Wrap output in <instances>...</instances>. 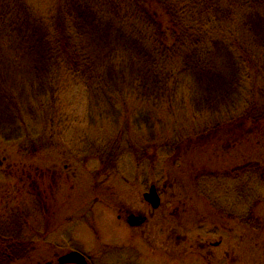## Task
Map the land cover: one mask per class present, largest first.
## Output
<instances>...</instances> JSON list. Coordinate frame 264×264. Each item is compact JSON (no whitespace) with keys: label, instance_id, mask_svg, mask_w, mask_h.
<instances>
[{"label":"rangeland","instance_id":"obj_1","mask_svg":"<svg viewBox=\"0 0 264 264\" xmlns=\"http://www.w3.org/2000/svg\"><path fill=\"white\" fill-rule=\"evenodd\" d=\"M27 4L44 19V14L55 13L59 7L57 0H29ZM263 10L259 7L261 14ZM122 25L128 26L125 21ZM221 29L226 34L231 26ZM262 33L254 37L257 39ZM19 45L8 41L0 52V62L6 55L13 60L21 59L22 66L9 72L8 80H14L11 93L17 97L12 99L11 114L12 118L18 116L19 106L26 101L23 109L27 125L22 129L31 132L32 140L25 142L27 133L0 137V234L21 230L34 251L31 257L12 264H46L72 250L87 252L93 258L97 254L98 264H166L164 253L152 254L139 234L135 235L134 248L127 255L124 238L134 236V229L118 219L119 209L126 206L150 213L144 207L143 192L152 182H158L159 188L165 184L166 193L160 211L150 214L151 240L170 253L169 264H264V182L260 176L252 180V174L239 179L205 177L204 183V189L209 190V197L220 209L238 210L242 216H247V212L258 215L261 221L256 228L250 227L248 221L243 223L227 216L225 225L218 226L222 229L216 231L217 227L201 221L204 203H197L187 192L188 189L192 192L196 182L191 172L213 164L209 160L215 158L212 151L235 148L232 144L235 133L228 136L229 130L227 135L212 130L217 124L224 127L232 124L230 129L237 127L229 122L237 117L236 112L242 111L246 101L236 103L229 113L200 110L192 92L185 89L189 86L180 83L170 98L152 101L140 99L137 93L128 94L115 114H107L96 108L86 86L77 82L74 75L62 96L61 121L52 127L43 120L49 106L42 105V97L36 94L33 72L30 76V72L24 74L32 67L31 60ZM249 86L251 83L247 81V89ZM36 95L38 99H34ZM248 96L245 93V100ZM151 112L152 118H147ZM187 139H191L190 143L177 146ZM228 139L230 144H226ZM32 141L44 143V147L34 153L22 151V146L32 147ZM235 150L241 159L253 158L264 164V149L245 144ZM106 155L115 161L111 162L112 168L104 160L109 159ZM211 167L217 169L219 165ZM247 184L252 196L241 197V189ZM22 193L25 196L21 198ZM185 209L191 214L186 215ZM169 211L176 214L175 223H153L158 214L168 215ZM177 218H183L182 225L188 226V239L168 241L171 227L179 222ZM199 233L204 240L210 237L217 241L222 237L224 243L203 249L198 243Z\"/></svg>","mask_w":264,"mask_h":264},{"label":"trees","instance_id":"obj_2","mask_svg":"<svg viewBox=\"0 0 264 264\" xmlns=\"http://www.w3.org/2000/svg\"><path fill=\"white\" fill-rule=\"evenodd\" d=\"M28 1L0 0V52L12 41L30 58L32 67L24 74L33 72L36 94L42 97V105L49 106L43 114L46 124L53 127L61 121L62 96L74 75L86 86L96 108L107 114H115L128 94L152 101L170 98L181 83L189 86L185 89L192 92L200 110L229 113L236 103L246 101L229 122L237 127L217 124L212 133L227 135L229 130L228 136L235 133V148L253 144L264 149V12L259 11L264 0H57L56 12L44 14L45 19L30 9ZM124 21L128 26H120ZM227 26L231 31L221 33ZM260 31L263 33L256 39L254 34ZM251 50L259 52L252 54ZM20 62L7 55L0 62V137L27 133V142L32 135L22 129L27 125L26 101L12 118V99L17 97L11 93L14 80H8L10 70L21 67ZM247 81L251 83L248 89ZM245 93L249 94L246 100ZM147 118H152V112ZM30 144L32 147L22 146L26 149L22 151L34 153L44 147V143ZM235 148L212 151L215 158L209 160L219 167L191 172L196 182L192 192H187L205 202L207 224L223 226L233 217L256 228L261 221L257 214L242 216L238 210L220 209L204 189L206 178L217 176L239 179L252 174L251 180L260 176L264 182V164L253 158L241 159ZM106 156L109 159L104 160L111 164L114 160ZM247 185L242 187L241 197L252 196ZM188 211L184 210L186 215ZM21 233L0 234V264L31 257V241Z\"/></svg>","mask_w":264,"mask_h":264},{"label":"flooded vegetation","instance_id":"obj_3","mask_svg":"<svg viewBox=\"0 0 264 264\" xmlns=\"http://www.w3.org/2000/svg\"><path fill=\"white\" fill-rule=\"evenodd\" d=\"M158 183V182H157ZM156 182H152L148 189L143 192V204H144V207L150 211L149 212H144L143 210H140L139 208L136 209L134 207H131V206H126L124 208H120L119 209V215H118V219H120L121 221H123V223L126 224V226L129 228V229H134V236H129L127 239L124 238V245L126 246V249H127V255L130 253V250H132L134 248V244H135V238L136 236H139L140 239L144 240L145 244L147 245V249L151 250L152 251V254H161V252L164 253L165 257L168 259H165L164 261H166L167 263L166 264H169V261L172 260V256L170 255V253L165 249L164 251L162 250V248L159 246V247H156L155 243L151 240V236H152V232L149 230V226H150V222H151V216L150 214L155 211H160V209L162 208V204H163V199H164V194L166 193V187H165V184L164 186L161 188V185H160V188H159V184H157ZM154 188L159 197H160V205L159 207L157 208H154L153 207V204L151 202H149L145 196L147 193H149L151 191V189ZM191 199H194L192 197H190ZM197 200V199H195ZM198 202H201V203H204L203 204V208L205 207V202L202 200V199H198L197 200V203ZM165 211V210H163ZM164 214L163 215H159L156 217L155 221H153V223H158V225L161 223V222H167V223H175V220H176V214L172 211H169L168 212V215L165 214V212H163ZM187 214H191L190 211H188ZM185 218V216H184ZM189 217H187L185 219V221L188 220ZM177 220L179 221L178 223H176V225H174L172 228V233L168 236V241H171L172 239L176 240L177 239H181L182 241H185L188 239V226L186 225H182L181 223V220H183V218L178 219ZM201 221L203 223H206V221H208L206 219V217L203 216V218L201 219ZM197 222V220H196ZM165 224V223H164ZM217 228H215V230H219V229H222L221 227H218L216 226ZM128 231V229H127ZM148 234V236H147ZM136 235V236H135ZM179 235V236H178ZM198 237L200 238L198 240V243L200 244L201 248L203 249H210V248H217L218 246L221 245V243H224V239L221 237L219 238L217 241H213V239H211L210 237H207L205 238V240L203 239V235H201V233H199ZM156 238H159V236H156ZM173 243V242H171ZM178 244L180 243V241L177 242ZM105 248L102 249V251L104 250ZM156 249V250H154ZM185 250H187V248H185ZM80 251V250H78ZM81 253H83L88 261L89 264H98L97 262V257L98 255L96 254V257H92L91 255H88V253L84 252V251H80ZM46 264H62L59 262V259H57V261H47ZM66 264H77V263H66Z\"/></svg>","mask_w":264,"mask_h":264},{"label":"water","instance_id":"obj_4","mask_svg":"<svg viewBox=\"0 0 264 264\" xmlns=\"http://www.w3.org/2000/svg\"><path fill=\"white\" fill-rule=\"evenodd\" d=\"M145 198L153 204L154 208L159 207L160 197L154 188H152L151 191L146 194ZM59 262L62 264L65 263L89 264L85 255L79 251H70L62 255L61 257H59Z\"/></svg>","mask_w":264,"mask_h":264}]
</instances>
